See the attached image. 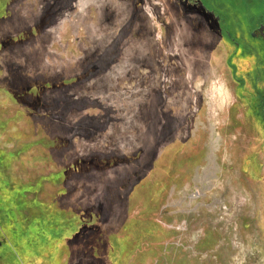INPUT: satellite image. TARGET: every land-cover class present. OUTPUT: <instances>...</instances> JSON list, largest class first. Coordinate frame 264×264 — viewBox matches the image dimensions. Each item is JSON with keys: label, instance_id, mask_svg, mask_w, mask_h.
Returning <instances> with one entry per match:
<instances>
[{"label": "rangeland", "instance_id": "374dc122", "mask_svg": "<svg viewBox=\"0 0 264 264\" xmlns=\"http://www.w3.org/2000/svg\"><path fill=\"white\" fill-rule=\"evenodd\" d=\"M178 1L0 0V264H264V36Z\"/></svg>", "mask_w": 264, "mask_h": 264}, {"label": "flooded vegetation", "instance_id": "af4514ba", "mask_svg": "<svg viewBox=\"0 0 264 264\" xmlns=\"http://www.w3.org/2000/svg\"><path fill=\"white\" fill-rule=\"evenodd\" d=\"M185 1L186 0H179L178 1V4L181 5L180 8L183 9L184 10L183 12H185V13L188 11L187 13H189V15L192 17H196V16L200 15L202 17V20H203V26H207L208 28L212 29L213 24L211 22V17L212 16L215 17L216 18L215 23L218 25H221V29L224 32V35H223L222 31L220 33V36H223V39H226V40L229 39L230 41L231 40L234 41L235 37L232 35V33L236 34L239 31L244 30V27H246L247 29H250V30L252 29L251 31H254L255 35L258 34V36H260V37L262 35L259 32L258 27L260 25L264 26V9H262V8H264V5H262L260 3H258L259 5L256 4L255 13L262 12L261 18L258 19V21L255 23L254 27H250V24L253 21H255L256 19L249 18L250 15L247 13H241L238 16H237V14H234L233 13L234 10L229 9V7H228V4L230 2V1L228 2V0H223L224 7H226V9L224 12L221 13V15H219V14L217 15L216 13H214V11L212 9L208 8L207 6H203V4H201L197 0H187L188 5L185 4V6L183 7L181 3H185ZM180 8H179V10H180ZM194 8L196 9L197 12L196 13H190L191 11H193ZM216 15L218 17H216ZM178 16L179 15H177V14L175 15V17H177V18H178ZM234 21H235V24H234ZM182 27H180V30L186 28L184 25ZM217 35H219V33ZM236 37H238V36H236ZM192 38H193L192 33L189 32V40ZM235 42H237V44H234V46L239 47L241 44L240 42H243V40L240 42L235 40ZM235 55H237V54H235ZM228 60L229 59H227V61Z\"/></svg>", "mask_w": 264, "mask_h": 264}, {"label": "trees", "instance_id": "16d2710c", "mask_svg": "<svg viewBox=\"0 0 264 264\" xmlns=\"http://www.w3.org/2000/svg\"><path fill=\"white\" fill-rule=\"evenodd\" d=\"M212 27L215 28L214 25H213ZM235 48H236V50L233 51V53H234V54H237V49H238V47H235ZM248 54H250V53H248ZM251 54H252V53H251ZM251 54H250V55H251ZM231 64H232V63H231ZM242 84H243V82L241 81V83H240L241 87H242ZM261 98H262L261 101H259V103H257V105H259V106H260V105H261V106H264V98H263V97H261ZM262 100H263V101H262Z\"/></svg>", "mask_w": 264, "mask_h": 264}, {"label": "water", "instance_id": "95a60500", "mask_svg": "<svg viewBox=\"0 0 264 264\" xmlns=\"http://www.w3.org/2000/svg\"><path fill=\"white\" fill-rule=\"evenodd\" d=\"M258 30H259V32L262 34V36H264V26L263 25H260L259 27H258ZM254 35V34H253Z\"/></svg>", "mask_w": 264, "mask_h": 264}]
</instances>
